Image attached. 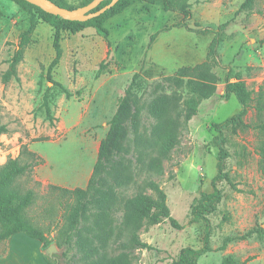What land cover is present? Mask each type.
<instances>
[{
    "label": "rangeland",
    "instance_id": "rangeland-1",
    "mask_svg": "<svg viewBox=\"0 0 264 264\" xmlns=\"http://www.w3.org/2000/svg\"><path fill=\"white\" fill-rule=\"evenodd\" d=\"M53 1L75 8L85 0ZM243 1L186 0L190 14L184 18L177 11H164L161 2L132 0L104 22L105 32L92 26L62 32V54L52 77L72 95L58 94L50 124L38 106L44 88L51 85L45 71L54 56L52 28L38 20L17 65V78L4 83L8 59L29 26L30 14L14 0H0V125L7 129L0 134V165L14 157L28 161L20 155L22 146L41 159L16 177L15 185L33 192L25 215L55 246L52 255L58 264H174L184 247L202 246L206 224L195 220L193 209L202 193L212 191L217 172L212 125L240 108L234 96L224 97L225 75L230 80L238 77L255 91L264 87V0H256L251 9H241ZM215 37L219 64L208 56ZM204 62L207 71L193 72ZM135 72L143 79V89L124 123L121 150L103 160L96 189L87 196L108 199V208L101 210L88 198L77 228L68 232L66 219L74 197L48 185L86 187L100 141ZM191 99L194 107L188 108ZM254 115L249 109L244 121L253 123ZM226 135L230 154L225 170L232 184L217 181L221 199L207 215L211 250L196 261L219 264L232 255L245 264H264V240L255 235L219 249L224 237L264 223V177L257 151L264 133L245 128ZM148 180L164 193L176 224L168 218L151 223L135 212L126 213L117 201L131 200L137 191L155 198L146 187ZM132 236L144 245L134 244ZM45 249L40 244L44 261ZM1 260L36 264L23 236L0 241Z\"/></svg>",
    "mask_w": 264,
    "mask_h": 264
},
{
    "label": "trees",
    "instance_id": "trees-1",
    "mask_svg": "<svg viewBox=\"0 0 264 264\" xmlns=\"http://www.w3.org/2000/svg\"><path fill=\"white\" fill-rule=\"evenodd\" d=\"M16 4L23 10L30 14L29 26L27 29L22 31L19 35V41L17 47L12 52L8 59V68L2 75V81L7 83L12 77L17 78L16 68L18 63L21 61L25 46L30 41V34L35 28L38 20L44 21L52 28V48L54 50V56L48 63L45 71V79L50 82V86H46L41 95V102L38 106V110L42 111L44 119L50 124L55 120L54 113L52 111V105L55 104V98L58 94L62 93L66 98L71 97L72 93L60 82L55 81L52 77L53 69L58 65L61 58V40L62 32L68 31L75 33L86 26L95 27L103 32L106 29L103 27L104 22L120 13L126 8L132 0H117L114 5L106 9L102 13L94 16L85 21H76L63 19L57 15L43 11L41 8L33 5L25 0H14ZM90 0H85L81 5L88 3ZM110 0L101 1L93 11L98 10L102 6L106 5ZM148 4H154L161 2L164 11H177L183 14L184 18H187L190 14L186 0H141ZM256 0H244L240 6L241 9H251ZM55 2V1H54ZM60 6L67 7L61 3L56 2ZM71 8V7H68ZM2 11L0 10V16ZM180 24L185 26L183 20ZM154 35L150 36V42ZM219 40L215 37L210 44L208 56L212 60L219 64L217 47ZM102 66V63L101 65ZM207 63L204 62L193 68V72L203 73L206 70ZM225 75L224 82V97L229 98L234 96L239 103L240 108L237 112L231 116L223 119L222 121L216 122L212 125L216 132L213 137V143L217 148V172L211 179L212 191L208 193H202L200 198L193 209V215L195 220L197 218L203 219L206 224V230L203 236V244L200 248L194 249L191 247H184L178 258L174 261V264H199L197 258L203 253L211 250L209 245L210 236V224L207 219V215L213 213L216 210V206L221 199V191L217 187V181L226 180L231 183V179L228 175V171L225 170V160L229 156L226 143L229 141L226 133L237 134L238 129L254 128L258 132L264 133V87L261 86L257 91L248 87V85L236 77L235 80H230ZM143 89V79L138 72L133 73L131 80L125 90L124 95L120 98L117 108L109 120V127L105 137L100 141L97 159L92 171V175L88 180L85 188L76 187L72 190L61 188L54 185H48L50 188L61 190V192L72 194L74 202L70 207L65 230L70 232L77 228L79 219L83 214L86 207L87 200L90 198V203H95L101 210L108 208V199L103 201H94L91 196L87 198L89 192L96 189V183L98 182V175L101 171L103 160L113 150L120 151L119 140L123 138L125 134L124 123L131 116V107L136 105L140 100L139 92ZM207 94H199L197 96L204 97ZM195 101L191 99L189 101L188 108L194 107ZM249 109H253L255 113V120L253 123H246L244 117L248 113ZM178 118L174 119V127H177ZM7 129L4 125H0V134L6 133ZM257 151L259 154L258 167L260 168L264 177V138L259 140ZM26 155L29 160L21 163L19 157L8 158L7 161L0 165V241L9 238L14 233H24L26 236L38 240L42 247H48L50 240L47 238L45 233L38 227H36L25 215V210L29 207L33 201V192L26 190L22 192L16 185V177L23 175L31 169L33 165L39 164L41 159L38 158L32 151H29L22 146L20 155ZM118 184H121L120 182ZM146 187L154 191L157 196L151 197L141 191H137L136 195L127 201H122L118 198V202L123 204L125 212H135L141 219L154 223L161 220V218H168L171 223L176 224L174 219L170 216L169 210L165 205L164 193L159 189L158 185L152 181H146ZM113 200L116 197L112 196ZM255 235L259 240H264V227L254 226L242 234L235 236H226L223 238L219 249H224L227 243L231 241H240L251 238ZM134 244L144 245L141 241H138L132 236L130 239ZM47 264H50V260H54V264H58L57 259L54 255L44 257ZM219 264H245V261L236 260L232 255H226L222 258Z\"/></svg>",
    "mask_w": 264,
    "mask_h": 264
},
{
    "label": "water",
    "instance_id": "water-1",
    "mask_svg": "<svg viewBox=\"0 0 264 264\" xmlns=\"http://www.w3.org/2000/svg\"><path fill=\"white\" fill-rule=\"evenodd\" d=\"M37 7L41 8L43 11L57 15L63 19L85 21L98 14L102 13L106 9L110 8L115 4L117 0H110L106 5L102 6L98 10L93 11L97 5L103 0H90L88 3L75 7L68 8L58 5L53 0H25ZM264 227V223L262 225ZM56 252L54 245H49L45 250L44 254L51 256L52 253Z\"/></svg>",
    "mask_w": 264,
    "mask_h": 264
},
{
    "label": "crops",
    "instance_id": "crops-1",
    "mask_svg": "<svg viewBox=\"0 0 264 264\" xmlns=\"http://www.w3.org/2000/svg\"><path fill=\"white\" fill-rule=\"evenodd\" d=\"M12 236H23L25 238V240L29 242V244L32 246V253L35 257V263L36 264H47L46 261H44V259L41 258V256L39 255V246L41 243L38 240L30 238L21 232L14 233V234H12ZM0 264H2V260L0 261Z\"/></svg>",
    "mask_w": 264,
    "mask_h": 264
}]
</instances>
